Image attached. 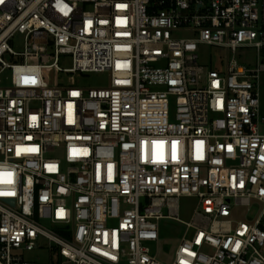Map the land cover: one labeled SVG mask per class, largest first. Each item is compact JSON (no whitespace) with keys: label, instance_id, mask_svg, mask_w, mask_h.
Segmentation results:
<instances>
[{"label":"built area","instance_id":"built-area-1","mask_svg":"<svg viewBox=\"0 0 264 264\" xmlns=\"http://www.w3.org/2000/svg\"><path fill=\"white\" fill-rule=\"evenodd\" d=\"M263 73L264 0H0V264H264ZM164 218L185 226L169 262Z\"/></svg>","mask_w":264,"mask_h":264},{"label":"rangeland","instance_id":"rangeland-1","mask_svg":"<svg viewBox=\"0 0 264 264\" xmlns=\"http://www.w3.org/2000/svg\"><path fill=\"white\" fill-rule=\"evenodd\" d=\"M21 37L19 35L15 36L13 47L16 50H21ZM217 51L216 48L208 45H199L198 46V56L201 64L205 65L208 58ZM237 56L240 60L248 65L254 66L256 60V51L251 47H244L237 51ZM212 60V57H211ZM59 65L61 67L69 68L71 67L70 58L64 56L60 58ZM34 70H9L2 75V80L4 84H22L25 81L30 80L35 82ZM73 75H62L58 74L56 76L57 80L59 79V84L67 82L68 76ZM77 80L78 85H81L85 88H104L108 86L109 76L107 73H85L80 75H73ZM259 93H260V114L264 116V73L261 75V80L259 84ZM264 132V126L262 128ZM178 214L177 217L180 221L188 222L191 219L193 210L196 206V199L194 197L181 196L178 198ZM261 210V204L253 203L248 207H233L231 218L234 220L247 221L248 219L254 220ZM264 222V220H263ZM47 223L45 222L44 225ZM47 226H50L47 224ZM159 229V242L160 250L158 258L163 262H169L172 259L173 250L178 243L181 235L184 233L185 226L179 221L173 219H160L158 221ZM264 253V252H263ZM25 257L28 259H39V262L47 263L46 253L39 252L34 250L25 254Z\"/></svg>","mask_w":264,"mask_h":264},{"label":"snow or ice","instance_id":"snow-or-ice-1","mask_svg":"<svg viewBox=\"0 0 264 264\" xmlns=\"http://www.w3.org/2000/svg\"><path fill=\"white\" fill-rule=\"evenodd\" d=\"M32 151H35V149H32ZM49 167H50V169L52 168V166H49ZM5 175L10 176L11 174L10 173H6ZM0 194H5V193H0Z\"/></svg>","mask_w":264,"mask_h":264}]
</instances>
